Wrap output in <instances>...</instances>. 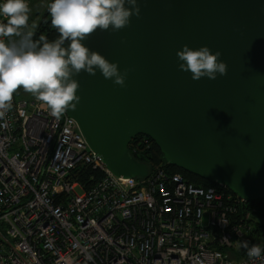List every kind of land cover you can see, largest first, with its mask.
I'll use <instances>...</instances> for the list:
<instances>
[{"label":"water","instance_id":"water-1","mask_svg":"<svg viewBox=\"0 0 264 264\" xmlns=\"http://www.w3.org/2000/svg\"><path fill=\"white\" fill-rule=\"evenodd\" d=\"M140 16L83 43L119 69L123 87L81 72L80 101L66 113L116 176L145 177L129 151L149 137L165 161L224 185L244 200L264 198V0H138ZM48 13V7L41 18ZM207 46L227 75L196 81L177 51Z\"/></svg>","mask_w":264,"mask_h":264},{"label":"built area","instance_id":"built-area-1","mask_svg":"<svg viewBox=\"0 0 264 264\" xmlns=\"http://www.w3.org/2000/svg\"><path fill=\"white\" fill-rule=\"evenodd\" d=\"M83 168L100 173L89 188ZM218 185L162 166L116 176L66 112L14 93L0 117V264H264V253L226 252L239 250L246 217L232 222L242 199Z\"/></svg>","mask_w":264,"mask_h":264},{"label":"clouds","instance_id":"clouds-1","mask_svg":"<svg viewBox=\"0 0 264 264\" xmlns=\"http://www.w3.org/2000/svg\"><path fill=\"white\" fill-rule=\"evenodd\" d=\"M27 0H4L0 3V117L12 107L14 93L19 89L32 94L59 119L69 109L75 110L80 101L79 82L73 77L81 72L95 75L99 70L105 79L123 87L129 69L120 71L117 62H110L98 51L87 47V40L97 30L113 32L130 25L133 15L140 16L138 0H53L48 6L51 25L59 39L48 42L41 36L32 40V33H22L29 20ZM21 36L19 42H6L3 37ZM65 42L68 46L64 47ZM181 71L190 72L193 80L217 74L227 75L228 65L209 47L192 49L184 45L176 53ZM249 259L262 258V249L247 241L241 245Z\"/></svg>","mask_w":264,"mask_h":264},{"label":"trees","instance_id":"trees-1","mask_svg":"<svg viewBox=\"0 0 264 264\" xmlns=\"http://www.w3.org/2000/svg\"><path fill=\"white\" fill-rule=\"evenodd\" d=\"M52 2L53 0H51L50 3ZM41 36L46 37V40L48 42H52L59 39L58 31L54 29L51 25V17L49 13H47L43 18L40 17L39 21L36 23V27L32 31L33 41L39 42ZM7 39L9 41V37H7ZM63 46L67 47L68 42H65ZM145 138L148 139V142H144ZM129 151L130 154L138 161L148 165L149 173L153 172L157 167L162 166L171 173H179L183 175L190 182L198 186H203L206 188L212 186L219 187L218 184L202 179L173 165L168 164L165 161L160 149L149 137L145 135H138L134 137L129 143ZM99 176V172L94 171L90 168H83L80 171L79 179L82 183L86 185L87 188H89L98 179ZM225 189L228 193H233L229 188L225 187ZM234 196L236 197V199L239 198L235 194ZM247 215H250L248 223L252 227L250 231L247 232L249 233V236L247 238H245L246 235L244 233V237L241 240V244L242 242L247 241L249 247H251L253 244H257L262 249H264V198H260L257 200L242 199L241 204L238 206L236 214L232 217V222L235 224L239 223ZM241 252V255H247V250L243 247L241 249Z\"/></svg>","mask_w":264,"mask_h":264},{"label":"rangeland","instance_id":"rangeland-1","mask_svg":"<svg viewBox=\"0 0 264 264\" xmlns=\"http://www.w3.org/2000/svg\"><path fill=\"white\" fill-rule=\"evenodd\" d=\"M51 0H29L28 1V5L30 8V12H29V20H28V25L26 28L21 29L22 33H28L33 31V29L36 27V23L39 21L40 17L42 16L44 10L48 7V5L50 4ZM21 39V36H16L13 35L11 37H9V41L7 39L8 42H19V40ZM16 97L17 98H30L33 95L30 93H27L23 90V88H19L16 92ZM250 218V215L246 216V220L242 226V229L245 233V238H247L249 236V233H247L248 231H250L251 229V225L248 223V219ZM242 245V244H241ZM242 246H240L239 250L236 251V253L234 251H231L230 249H227L226 252L229 253L230 258H237L240 259L243 257L242 252H241ZM245 256V255H244Z\"/></svg>","mask_w":264,"mask_h":264}]
</instances>
